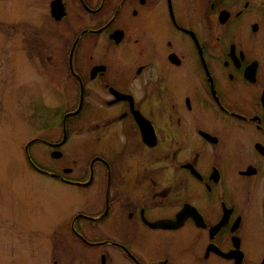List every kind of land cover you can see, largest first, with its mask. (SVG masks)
I'll use <instances>...</instances> for the list:
<instances>
[{
  "label": "flooded vegetation",
  "instance_id": "obj_1",
  "mask_svg": "<svg viewBox=\"0 0 264 264\" xmlns=\"http://www.w3.org/2000/svg\"><path fill=\"white\" fill-rule=\"evenodd\" d=\"M24 8L0 10L8 236L36 230L47 264H264V0Z\"/></svg>",
  "mask_w": 264,
  "mask_h": 264
},
{
  "label": "rangeland",
  "instance_id": "obj_2",
  "mask_svg": "<svg viewBox=\"0 0 264 264\" xmlns=\"http://www.w3.org/2000/svg\"><path fill=\"white\" fill-rule=\"evenodd\" d=\"M3 2V3H2ZM13 5L6 4V1L0 0V10L4 6L12 10V16H17V21H23L27 14L32 13V11L26 10L24 5L26 0H13ZM28 12V13H27ZM30 21L35 20V18H29ZM20 24V23H19ZM2 31L0 30V35ZM6 54L7 49L2 37L0 36V69L6 68ZM27 68V65L20 66V70L24 71ZM6 71H0V264H47V260L50 259L51 254L46 250H38L39 248H33L35 246L30 245L33 241L39 240L37 236L38 232L36 230L27 231L21 237L15 238L13 233L12 237L8 236V231L6 230L7 225V202H6V188L9 182H7V172H12L15 169L14 165L24 164L22 150H18V145L21 143L23 134L21 133L22 124L17 121L16 116L14 115V108H16L17 100L9 98V82L6 79ZM26 74V73H24ZM26 79L22 75L19 82ZM15 127H19L21 131H15ZM20 141V142H19ZM24 166V165H23ZM19 168V167H15ZM24 169V167H22ZM47 183V179H45ZM14 184L10 180V189L14 186L18 191V196L22 193V189H26L28 183H25V174L23 172H17L13 178ZM37 184H41V181ZM63 186L55 188L52 193V198L58 197L62 193ZM34 198L39 200L38 191L35 192ZM25 199V195L20 197V201ZM47 203V201L45 200ZM51 207L55 210L52 201L49 202ZM58 208L62 209L61 201L58 202ZM57 208V209H58ZM62 211V210H61ZM67 212V211H66ZM65 213V212H64ZM6 224V225H5ZM33 248V249H32ZM52 252V251H51ZM64 252L62 256H64ZM69 256V254H68ZM54 256H52V259ZM51 264H53L51 262Z\"/></svg>",
  "mask_w": 264,
  "mask_h": 264
}]
</instances>
